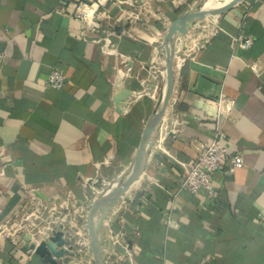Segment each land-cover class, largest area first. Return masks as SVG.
Masks as SVG:
<instances>
[{
	"label": "crops",
	"instance_id": "0c3cea01",
	"mask_svg": "<svg viewBox=\"0 0 264 264\" xmlns=\"http://www.w3.org/2000/svg\"><path fill=\"white\" fill-rule=\"evenodd\" d=\"M93 1L0 0V227L14 230L36 204L37 223L52 209L72 220L130 166L164 80L158 47L199 0H109L97 30L75 15L77 3ZM122 9L141 19L120 35ZM198 24V37L190 31L177 47L175 90L148 169L106 218L105 264H264V0ZM244 38L253 44L240 49ZM53 68L67 77L62 89L45 84ZM220 98L233 107L218 122ZM218 123L244 166L215 175L212 199L181 186ZM85 232L73 231L74 251ZM26 235L0 238V264H27L23 247L42 236Z\"/></svg>",
	"mask_w": 264,
	"mask_h": 264
},
{
	"label": "water",
	"instance_id": "95a60500",
	"mask_svg": "<svg viewBox=\"0 0 264 264\" xmlns=\"http://www.w3.org/2000/svg\"><path fill=\"white\" fill-rule=\"evenodd\" d=\"M243 1L233 0L222 7L216 8L208 7L206 0H200L180 13L167 27L162 42L158 47V55L164 59L166 67L164 80L156 106L142 133L141 143L136 157L130 166L112 179L108 185L99 187L101 191L93 199L88 211L85 213L86 223L84 226L72 225L68 228L63 223H58V230L53 228L56 226L54 225L51 230L46 227L35 235L27 233L26 240L33 239L36 235L42 236V241L39 243L32 242L30 245L23 247V251L28 256L27 264H59L58 259L66 255L80 259L74 253L75 246L72 245V242L76 238V234L73 231H80L81 229L86 231L89 236L88 247H86L87 259L92 264H105L107 227L104 220L113 214L114 208L118 205L120 198L141 180L148 169L151 151L156 145L161 132L163 115L175 90L177 74L175 61L178 53L177 45L180 42L179 40L185 38L188 32L207 16H220ZM123 27H129V23H121V27L117 26L115 28L116 32L121 35ZM129 92L125 91L124 97H122L123 102L130 96ZM140 194L138 193L137 198Z\"/></svg>",
	"mask_w": 264,
	"mask_h": 264
},
{
	"label": "built area",
	"instance_id": "2783aa9c",
	"mask_svg": "<svg viewBox=\"0 0 264 264\" xmlns=\"http://www.w3.org/2000/svg\"><path fill=\"white\" fill-rule=\"evenodd\" d=\"M108 1L109 0H95L91 3L79 2L75 8V15L82 22V24L86 26L87 29H100V21L109 17V14L106 11V5ZM125 2L131 7L140 6V0H126ZM122 11L124 12L122 17L124 23L132 24L141 19L140 14L135 10L122 9ZM252 44L253 40L251 38L239 39L237 41V45L240 49H247ZM3 59L4 53L0 51V67ZM252 70L255 73L260 72L259 67L256 64L252 66ZM66 80L67 77L62 71L57 68H53L48 74L45 84L54 89H62L66 84ZM217 104L219 117L218 122H220L221 118L228 116L233 107V102L220 98L217 101ZM226 142L227 134L221 129L220 123H218L211 140L204 144L203 149L198 157L186 167L185 177L181 186L182 189H185L191 193H199L204 191L212 199H217L218 192L214 186L215 175L220 171H224L225 168L227 169V172L234 173L236 170L244 166V158L240 153L229 155ZM31 198L35 201L37 200L33 197V195ZM33 203L35 202L33 201ZM86 211H88V208L83 211L84 213H77L73 216L74 219L70 220V216L68 214H62L60 211H57V209H52L50 212L52 215L50 216L49 220H43L37 223L36 218L42 219V211L41 206L36 204L34 208H31L23 214L19 226H17V228L15 227L14 230H12L13 227H8L7 225L1 226L0 238L3 236L14 238L17 231H23L35 235L46 227L51 230L52 227L58 223H63L66 227H68V222L70 221H72V223L75 225L80 224L81 226H84L86 223ZM260 217L264 221V215H260ZM167 219L168 222H170V216H168ZM72 223L71 225H73ZM85 234V236L79 237V241L84 242L83 245L86 248L88 247L89 236L87 232H85ZM13 240L15 241V239Z\"/></svg>",
	"mask_w": 264,
	"mask_h": 264
},
{
	"label": "rangeland",
	"instance_id": "374dc122",
	"mask_svg": "<svg viewBox=\"0 0 264 264\" xmlns=\"http://www.w3.org/2000/svg\"><path fill=\"white\" fill-rule=\"evenodd\" d=\"M198 25H200L201 26V22H200V24H198ZM197 26H195L194 28H192L189 32V36L188 37H191V38H193V39H195V38H197L198 37V35H199V30H196L197 28H196ZM204 28V27H203ZM210 32H205L204 34L207 36L208 34H209ZM186 36V37H187ZM186 37H185V39H186ZM179 41H181V43H183L184 42V40H179ZM181 46H182V44H181ZM180 46V42L178 43V45H177V47L178 48H180L181 47ZM161 58V57H160ZM162 60H163V58H161ZM84 244V242H82V241H79V244L77 245V248H81V250L82 251H80V250H78V251H74V253H75V255H77L80 259H78L77 260V262H76V264H92L86 257H87V254H86V248H85V246L83 245ZM81 253V254H80ZM83 257H85V259H82ZM84 261V262H83Z\"/></svg>",
	"mask_w": 264,
	"mask_h": 264
},
{
	"label": "bare ground",
	"instance_id": "6f19581e",
	"mask_svg": "<svg viewBox=\"0 0 264 264\" xmlns=\"http://www.w3.org/2000/svg\"><path fill=\"white\" fill-rule=\"evenodd\" d=\"M200 1V0H199ZM199 1H196L195 3L199 2ZM233 0H215L212 2V0H206V4L208 7H216V8H219V7H222L223 5L225 4H228L229 2H231ZM194 3V4H195ZM212 15H209L207 16L204 20L210 18ZM203 20V21H204ZM176 62V61H175ZM176 64V63H175ZM105 221V224L107 223V219L104 220Z\"/></svg>",
	"mask_w": 264,
	"mask_h": 264
}]
</instances>
